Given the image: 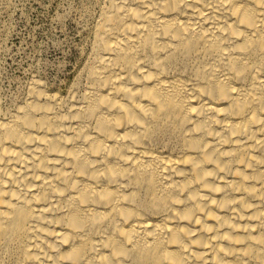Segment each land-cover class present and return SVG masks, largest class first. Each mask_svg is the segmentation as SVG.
<instances>
[{
  "label": "bare ground",
  "instance_id": "bare-ground-1",
  "mask_svg": "<svg viewBox=\"0 0 264 264\" xmlns=\"http://www.w3.org/2000/svg\"><path fill=\"white\" fill-rule=\"evenodd\" d=\"M86 14L65 89L0 99V264H264V0Z\"/></svg>",
  "mask_w": 264,
  "mask_h": 264
},
{
  "label": "rangeland",
  "instance_id": "rangeland-1",
  "mask_svg": "<svg viewBox=\"0 0 264 264\" xmlns=\"http://www.w3.org/2000/svg\"><path fill=\"white\" fill-rule=\"evenodd\" d=\"M95 1L0 0V99L4 106L21 98L31 78L63 89L73 81L89 40L90 19L85 15Z\"/></svg>",
  "mask_w": 264,
  "mask_h": 264
}]
</instances>
